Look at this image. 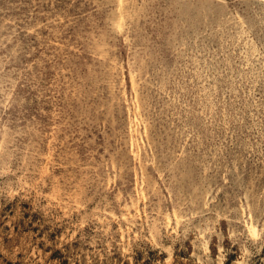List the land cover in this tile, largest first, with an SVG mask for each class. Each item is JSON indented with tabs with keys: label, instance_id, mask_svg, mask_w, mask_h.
Masks as SVG:
<instances>
[{
	"label": "rangeland",
	"instance_id": "1",
	"mask_svg": "<svg viewBox=\"0 0 264 264\" xmlns=\"http://www.w3.org/2000/svg\"><path fill=\"white\" fill-rule=\"evenodd\" d=\"M0 264H264V0H0Z\"/></svg>",
	"mask_w": 264,
	"mask_h": 264
}]
</instances>
